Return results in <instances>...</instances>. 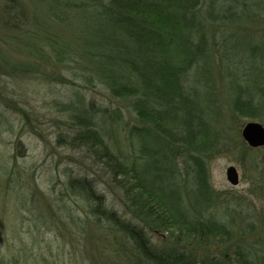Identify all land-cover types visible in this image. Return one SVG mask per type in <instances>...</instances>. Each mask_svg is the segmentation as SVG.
<instances>
[{"label": "trees", "instance_id": "obj_1", "mask_svg": "<svg viewBox=\"0 0 264 264\" xmlns=\"http://www.w3.org/2000/svg\"><path fill=\"white\" fill-rule=\"evenodd\" d=\"M3 1V14L19 23L25 0ZM38 1L32 2L38 10L25 23L32 27L19 39L9 36L15 45L30 49L33 58L52 45L58 62L67 61L66 49L71 50L88 68L74 71L78 79L88 85L96 76L131 108L127 118L120 110H80L67 103L65 110L74 112L60 134L72 131V145L88 149L93 164L119 190L124 215L106 207L92 178L70 179L96 221L115 232L116 244L133 247L134 253L123 256L126 264H264L259 225L243 215L237 222L229 206L222 210V193L210 174L218 153L239 154L264 198V146L228 142L209 111L215 90L222 87L236 115L264 125V32L257 28L264 24V0ZM57 8L66 14L77 9L72 23L80 29L79 39L64 44L56 38L60 35L53 29L63 22ZM215 61L221 86L210 84L214 79L204 72ZM70 78L64 75L61 81L73 84ZM114 117L129 124L117 149L97 129L99 119ZM150 233L161 234L162 242ZM213 246L224 249L207 252Z\"/></svg>", "mask_w": 264, "mask_h": 264}, {"label": "rangeland", "instance_id": "obj_2", "mask_svg": "<svg viewBox=\"0 0 264 264\" xmlns=\"http://www.w3.org/2000/svg\"><path fill=\"white\" fill-rule=\"evenodd\" d=\"M2 1L0 50L5 49V54L0 56V264H126L123 256L134 253L133 247L128 243L116 244L112 238L115 232L105 223L96 221L90 204L71 189L70 179L92 178L106 207L124 215L120 196L116 195L119 190L93 164L88 149L72 145V131L67 130V137L60 134L66 132L65 127L74 112L65 110L67 103H76L74 106L80 110L84 106L120 110L127 118L131 108L127 102L113 97L96 76L94 85H86L78 79L74 71L82 74L88 68L81 57L73 58L71 50L66 49L64 59L67 61L58 62L52 45L38 50L41 54L36 58L30 49L15 45L9 36L18 35L19 39L26 28L32 27H26L25 23L38 10V0L22 2L19 23L10 22L3 14ZM56 10L63 20L53 29L60 35L56 38L64 44L79 39L80 29L72 23V13L77 9L68 14L61 8ZM47 12L51 17L52 13ZM80 17L86 21L85 14ZM257 28L260 34L264 32L263 23ZM73 30L75 36L71 37ZM16 64L24 66L20 69ZM213 64L204 72L214 79L210 84L218 86L220 83L221 86L223 79L218 61ZM64 75L75 82H62ZM221 88L215 90V102L209 110L214 115L215 125L222 128L228 142H247L242 130L253 119L236 115L228 91ZM99 120L101 125L98 123L97 129L108 143L115 149L122 146L129 124L118 117L106 118L105 122ZM230 165H235L239 171L238 185H232L227 179L226 169ZM248 170L240 162L239 154L232 155L231 151L218 153L210 161L211 182L223 197L222 210L229 206L232 214L237 213V222H242V215L253 220L259 225V234L263 235L264 198L260 197ZM150 234L157 243L162 242L161 234ZM220 249L224 247L213 246L207 252L219 253Z\"/></svg>", "mask_w": 264, "mask_h": 264}, {"label": "water", "instance_id": "obj_3", "mask_svg": "<svg viewBox=\"0 0 264 264\" xmlns=\"http://www.w3.org/2000/svg\"><path fill=\"white\" fill-rule=\"evenodd\" d=\"M243 138L252 146H264V125L255 120L248 121L242 130ZM226 176L232 185H238L240 174L235 165H230L226 169Z\"/></svg>", "mask_w": 264, "mask_h": 264}]
</instances>
